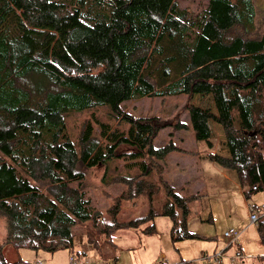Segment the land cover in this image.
I'll return each instance as SVG.
<instances>
[{"label":"trees","instance_id":"trees-1","mask_svg":"<svg viewBox=\"0 0 264 264\" xmlns=\"http://www.w3.org/2000/svg\"><path fill=\"white\" fill-rule=\"evenodd\" d=\"M255 14L253 0H209L190 43L195 23L176 0H0V215L8 220L0 264H10L9 244L70 249L82 257L74 228L102 219L86 198L85 169L116 159L140 171L119 176L130 190L122 199L145 194L161 200V184L167 198L147 217L130 221L118 218V199L101 230L108 241L116 246L120 229L156 216L171 218L174 242L198 237L188 229L185 199L168 184L145 179L151 170L146 158L164 160L177 148L173 141L154 146L171 124L125 113L122 104L131 99L211 95L217 116L190 107L223 127L230 157L210 158L237 172L247 199L263 191L264 33L227 35L235 26L250 29ZM103 107L112 114L88 119L77 148L65 116ZM45 181L49 194L39 187ZM257 229L264 246V219ZM89 243L99 245L92 236Z\"/></svg>","mask_w":264,"mask_h":264},{"label":"rangeland","instance_id":"rangeland-1","mask_svg":"<svg viewBox=\"0 0 264 264\" xmlns=\"http://www.w3.org/2000/svg\"><path fill=\"white\" fill-rule=\"evenodd\" d=\"M255 19L250 29L235 26L228 36L243 35L257 38L264 33V0H253ZM181 9L188 10L190 22L195 23L189 30L188 41L193 43L199 33L198 23L205 16L209 0H176ZM198 107L209 114L218 115L211 95L189 96L187 94L170 97H145L131 99L122 104V110L134 117L157 116L162 121L170 122L163 128L154 141L155 147H161L173 141L177 147L164 160L146 158L150 173L145 179L151 183H166L185 199L189 208L187 225L196 238L174 242L171 238L172 220L167 216H156L139 227L122 228L116 234L114 244L108 241V235L101 232L111 221L108 211L121 199V221L145 218L151 208H160L167 192L162 185V194L151 202L149 196L122 199L130 193L126 180L119 176H137L140 171L127 166L128 161L116 159L104 165L88 169L86 198L90 200L92 211L101 216L100 222L94 220L81 223L74 228L76 250H82V257L88 264H234L231 259L242 250L243 260L238 264H264V246L256 223H251V206L264 204V190L247 199L241 189L237 172L213 161L210 155L229 158L223 127L215 116L206 117L202 113L191 112L190 107ZM111 111L107 107L85 112H71L65 116L66 127L75 141L77 148L83 124L92 117L107 120ZM184 123V129H177V124ZM182 127V126H180ZM98 130V129H97ZM79 150V149H78ZM121 152H127L122 148ZM128 157V156H127ZM130 165V164H129ZM41 191L51 192L52 186L45 181L39 183ZM158 197V195H157ZM153 203V204H151ZM7 217L0 215V243L7 237ZM154 226L152 233L148 231ZM235 229L241 233L238 243L225 236L226 231ZM92 236L99 245L89 243ZM5 257L10 264L23 261L37 264L39 259L44 264H70L72 252L61 249L54 253L30 248L17 249L13 244L5 248ZM88 253V254H87ZM223 253L225 258L217 262L215 255ZM108 260V261H107Z\"/></svg>","mask_w":264,"mask_h":264},{"label":"built area","instance_id":"built-area-1","mask_svg":"<svg viewBox=\"0 0 264 264\" xmlns=\"http://www.w3.org/2000/svg\"><path fill=\"white\" fill-rule=\"evenodd\" d=\"M251 223H258L259 220L264 219V204L261 206H251ZM241 233L237 232L235 229H230L226 231L225 236L232 239L231 244L238 243ZM225 258L223 253H219L215 255V259L217 262H221ZM244 254L242 250L237 251L233 256H231L234 264H238L241 260H243ZM37 264H44L42 259L37 261ZM70 264H88V261L85 257H78L75 254L71 255ZM104 264H118L117 262H105ZM184 264V263H181Z\"/></svg>","mask_w":264,"mask_h":264},{"label":"crops","instance_id":"crops-1","mask_svg":"<svg viewBox=\"0 0 264 264\" xmlns=\"http://www.w3.org/2000/svg\"><path fill=\"white\" fill-rule=\"evenodd\" d=\"M76 247H77V246H76ZM77 251H82V250H81V249H80V250L77 249ZM73 254H74V253H73ZM83 254H84V253H83ZM83 254H81V255H82V256H85V255H83ZM87 254H88V253H87ZM107 261H108V260H107Z\"/></svg>","mask_w":264,"mask_h":264}]
</instances>
